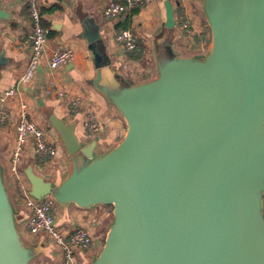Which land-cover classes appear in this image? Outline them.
<instances>
[{"label": "water", "instance_id": "1", "mask_svg": "<svg viewBox=\"0 0 264 264\" xmlns=\"http://www.w3.org/2000/svg\"><path fill=\"white\" fill-rule=\"evenodd\" d=\"M165 6L157 75L138 84L113 74L118 66L99 33H83L92 85L126 133L97 154L98 136L80 138L75 123L51 111L69 170L56 183L29 165L30 193L63 208H113L91 264H264V0H202L211 46L194 56L173 47L175 10ZM10 18L0 0V20ZM5 62L0 56V71ZM17 216L0 162V264L38 255Z\"/></svg>", "mask_w": 264, "mask_h": 264}, {"label": "crops", "instance_id": "2", "mask_svg": "<svg viewBox=\"0 0 264 264\" xmlns=\"http://www.w3.org/2000/svg\"><path fill=\"white\" fill-rule=\"evenodd\" d=\"M166 1H170L176 11L177 7L174 0H146L143 6L135 10V15L131 18L122 16L117 19H109L104 14L106 7L111 2L121 3L123 0H40V9L43 15L42 21L50 31L47 46L48 54L54 49L65 46H71L75 50L74 60L65 68L58 70L56 77L70 82V89L73 93L81 96L85 101L95 104L98 110V117L103 122V130L97 135L99 137L96 149L97 154H102L112 148L125 136L126 123L120 112L92 85L96 69L92 61L91 51L88 48V41L83 33L88 31L89 33L100 34L107 53L112 56L118 66L113 74L118 75L121 80L133 85L150 80L157 75L158 71L155 42L160 43L163 39L161 30H165ZM1 6L11 13V18L10 20H0V56L6 60L0 71V94L5 89L14 86L18 76L25 70L30 53L29 35L31 33L27 0H1ZM199 7L203 17L202 8L201 6ZM123 24L132 29L137 35L138 41L146 47L143 58L139 60V66L132 73L124 69L123 64L128 58H133V55L129 56L126 53L127 51L122 48V45L116 41V34ZM172 40L173 47L181 56L202 54L193 50H190L189 54H183L180 51L181 43L177 42L175 38ZM47 62L48 59L45 58L43 61V73L39 72L36 75L33 83L24 88V93L27 99H30L32 115L46 127L50 139L57 143L59 163L51 168L44 163L41 157L35 153L33 146L30 145L24 156V170L31 165L37 174L47 180L59 183L69 170L70 160L57 133L49 122L48 124L45 123L38 99L43 98L45 106L51 108L53 112L67 123H75L76 133L80 138L91 139L86 134L82 111L69 113L60 99L54 95L46 96L44 94V85L48 78L51 77ZM44 118L46 119V115H44ZM14 141L15 130L12 123L0 122V162L4 168L5 183L8 181L15 193L8 163V156ZM58 172L61 177L59 181L57 180ZM105 207L98 206L95 209H81L75 205L68 206L66 207L68 209L67 217L64 215L61 224L72 223L74 226L78 222L81 223L84 217H91L100 221L101 226L99 228L105 230L107 224L109 225V213L105 211ZM99 208H102V210L98 215ZM24 221L25 218L18 223L21 228ZM41 239L33 240L31 246H34V248L38 246L39 242H42ZM43 242L44 244L48 243L45 239ZM56 249V246L52 245L49 260L54 258ZM43 253L41 251L37 254L40 258H43ZM95 254L90 256L93 257Z\"/></svg>", "mask_w": 264, "mask_h": 264}, {"label": "built area", "instance_id": "3", "mask_svg": "<svg viewBox=\"0 0 264 264\" xmlns=\"http://www.w3.org/2000/svg\"><path fill=\"white\" fill-rule=\"evenodd\" d=\"M146 0H123L111 2L104 14L109 19L122 16L131 18L135 10L144 5ZM176 3L175 29L186 41L181 44L183 50H193L206 54L211 46V38L203 37L205 21L201 15L202 0H174ZM27 10L30 16L31 33L29 35L30 53L25 70L18 76L14 86L5 89L0 94V122L12 123L15 130V141L8 156L10 178L15 188V201L21 204L26 213L22 228L18 229L22 236L33 240L43 238L46 242L56 246L53 259L45 264H86L83 255L98 253L102 248L107 231L99 228L100 221L91 217L73 226L72 223L57 225L55 210L58 204L52 195L36 199L30 193V184L25 178L24 156L27 148L32 145L44 163L51 168L59 163L58 145L48 136L46 127L33 115L31 102L28 100L24 88L30 86L39 68H43V61L48 59L51 77L44 85L46 96H56L64 104L69 113L82 111L84 126L89 139H93L103 130V122L98 117L97 106L85 101L81 96L73 93L70 82L57 78L56 72L65 68L75 58V50L65 46L52 50L48 54L47 46L50 31L42 23L43 15L40 0H27ZM116 41L125 51L138 50V37L130 28H123L116 34ZM139 66V60L128 58L123 67L130 73ZM44 70V68H43ZM36 101V100H35ZM37 102V101H36ZM60 165V164H59Z\"/></svg>", "mask_w": 264, "mask_h": 264}, {"label": "rangeland", "instance_id": "4", "mask_svg": "<svg viewBox=\"0 0 264 264\" xmlns=\"http://www.w3.org/2000/svg\"><path fill=\"white\" fill-rule=\"evenodd\" d=\"M204 17V16H203ZM205 18V17H204ZM205 21H206V19H205ZM206 24H207V21H206ZM179 32L175 29V28H173L172 30H171V34H172V37L173 38H175L176 40H177V42L179 41L181 44H185L186 43V41L182 38V36L180 35V34H178ZM208 35L210 36V38H211V33H210V31L208 30ZM179 43V44H180ZM180 51H181V53H183V54H189L191 51L190 50H183V48H181L180 47ZM163 62V61H162ZM125 69V68H124ZM41 112H43V119L45 120V123L46 124H48V121H47V118L45 119L44 118V115H48L51 111H52V109L51 108H48L47 106H41ZM58 175H57V177H58V181L61 179V177H60V173L58 172L57 173ZM6 186H7V189H8V193H9V196H10V198H11V200H12V202H13V204H14V206L16 207V210L17 211H19L18 212V216H17V218H18V223L21 221V220H23L24 218H26L25 216H26V213H25V211H24V209L22 208V206H21V204H19L18 202H16L15 201V198H16V196H15V193L13 192V190H12V188L10 187V185H9V182L8 181H6ZM15 191V190H14ZM106 209H105V211L107 212V213H109V219H108V221H109V225H110V223L112 222V220H113V208L112 207H105ZM101 210H102V208H99L98 209V215L100 214V212H101ZM67 213H68V209L65 207V208H63V207H60V206H57L56 207V210H55V216H56V222H57V225H63V224H61V222L63 221V219H64V215H65V217H67ZM25 222V221H24ZM109 225L107 224V227H106V229H105V231H107L108 230V227H109ZM22 240H23V242L25 243V245H27V246H31V242H33V239L32 238H30V237H26L25 235L24 236H22ZM42 240V242H39V244H38V246H36L35 248H34V254H37V253H39V252H44L43 253V255H44V259L43 258H40L39 257V255H36L35 257H34V259L31 261V263L30 264H45L47 261H49V256H50V254H51V252H52V245H51V243H45L44 244V239L42 238L41 239ZM91 258H92V256H89V255H83V261L86 263V264H91Z\"/></svg>", "mask_w": 264, "mask_h": 264}, {"label": "trees", "instance_id": "5", "mask_svg": "<svg viewBox=\"0 0 264 264\" xmlns=\"http://www.w3.org/2000/svg\"><path fill=\"white\" fill-rule=\"evenodd\" d=\"M204 21H205V19H204ZM42 23L46 27V25L44 24L43 21H42ZM123 28H128V26L126 24H123L122 26H120L119 31L121 29H123ZM208 30L210 31L209 26H208V24H206V21H205V33H204V37L208 38V41H210V38H209L210 36L207 33ZM145 51H146V47L141 42L138 41V50L137 51H134L133 58L134 59H137V60H141L143 58L144 54H145ZM107 207H111V206H107Z\"/></svg>", "mask_w": 264, "mask_h": 264}]
</instances>
